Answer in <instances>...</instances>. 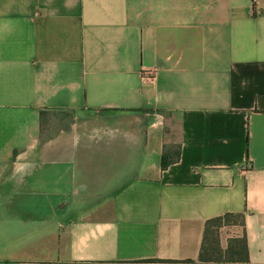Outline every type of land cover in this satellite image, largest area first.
I'll return each instance as SVG.
<instances>
[{
	"label": "crops",
	"instance_id": "crops-1",
	"mask_svg": "<svg viewBox=\"0 0 264 264\" xmlns=\"http://www.w3.org/2000/svg\"><path fill=\"white\" fill-rule=\"evenodd\" d=\"M183 259L264 264V0H0V264Z\"/></svg>",
	"mask_w": 264,
	"mask_h": 264
},
{
	"label": "trees",
	"instance_id": "trees-1",
	"mask_svg": "<svg viewBox=\"0 0 264 264\" xmlns=\"http://www.w3.org/2000/svg\"><path fill=\"white\" fill-rule=\"evenodd\" d=\"M43 110L40 111V115ZM179 154L177 145L163 148L160 155V166L165 167L167 164L174 161ZM227 215H232L233 218L240 221V214L224 213L220 216H214L204 221L202 240L199 246L198 259L200 260H215V261H244L246 260V245L243 236L229 239L224 248L218 245L216 230ZM162 264H189L190 259L183 260H157ZM150 264V260H139L134 262H126L124 264ZM100 264V263H99Z\"/></svg>",
	"mask_w": 264,
	"mask_h": 264
},
{
	"label": "rangeland",
	"instance_id": "rangeland-1",
	"mask_svg": "<svg viewBox=\"0 0 264 264\" xmlns=\"http://www.w3.org/2000/svg\"><path fill=\"white\" fill-rule=\"evenodd\" d=\"M70 114L65 111L47 112L41 121V135L43 137H56L62 129V124L70 121ZM235 219V218H234ZM225 221V220H223ZM143 264V263H140ZM150 264H162L160 262H152ZM170 264V263H169ZM172 264V263H171Z\"/></svg>",
	"mask_w": 264,
	"mask_h": 264
},
{
	"label": "built area",
	"instance_id": "built-area-1",
	"mask_svg": "<svg viewBox=\"0 0 264 264\" xmlns=\"http://www.w3.org/2000/svg\"><path fill=\"white\" fill-rule=\"evenodd\" d=\"M153 71L152 70H145V71H143V73L145 74V75H147V76H152V73ZM250 165V163L246 160V161H244L242 164H241V166H240V170H243L244 168H246V167H248Z\"/></svg>",
	"mask_w": 264,
	"mask_h": 264
}]
</instances>
